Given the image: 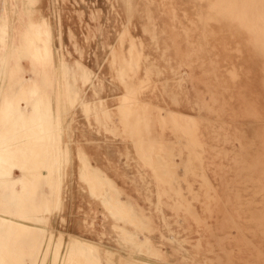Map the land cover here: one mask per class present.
<instances>
[{
  "label": "rangeland",
  "instance_id": "374dc122",
  "mask_svg": "<svg viewBox=\"0 0 264 264\" xmlns=\"http://www.w3.org/2000/svg\"><path fill=\"white\" fill-rule=\"evenodd\" d=\"M40 2L4 0L0 24V264H91V257L102 264L94 244L73 239L62 252V237L54 243L46 228L63 206L71 160L64 121L76 106L98 132L121 130L133 139L158 184L200 212L189 210L186 219L172 210L177 239L167 258L147 235L142 250L168 264H264V29L247 11L232 12V0H65L64 13L77 14L76 47L72 59L59 54L57 66L53 24ZM46 2L61 25L60 3ZM40 36L50 47L37 58ZM58 72L55 108L50 92ZM118 82L124 93L113 111L99 96ZM151 90L158 103L194 113L140 98ZM155 121L171 129L170 148L162 133L145 139ZM78 151L91 196L116 221L131 217L116 182ZM15 169L23 175L14 177ZM79 247L86 250L83 261Z\"/></svg>",
  "mask_w": 264,
  "mask_h": 264
},
{
  "label": "crops",
  "instance_id": "0c3cea01",
  "mask_svg": "<svg viewBox=\"0 0 264 264\" xmlns=\"http://www.w3.org/2000/svg\"><path fill=\"white\" fill-rule=\"evenodd\" d=\"M46 1L41 0L38 7L53 24L54 47L56 50L55 62L58 66L59 54H66L68 59L74 58L70 55L76 47L72 39L77 34V24L72 25V17L75 19L77 14L74 16L71 12L64 13L63 7L61 8V2L63 3L65 0H56L60 3V9L58 10L62 20L60 25L59 20H56L57 9L54 10L53 16H49L48 3ZM3 7L4 0H0V24ZM23 63L28 66L26 61ZM25 76L31 77V73L28 72ZM140 76L145 78L143 71ZM52 80L55 82V88L50 92V96L56 108L57 96L61 92L57 88L58 82L62 80L60 72L53 74ZM152 80L155 79L152 78ZM108 81L111 82V80ZM115 89L109 88L105 94L99 96L106 100L107 106L113 111L116 110L119 98L124 93V89L119 82L117 85L115 84ZM1 91L2 89L0 88V95ZM160 91L164 93L163 96L166 95L172 98V95L166 91L162 89ZM152 92L154 91L142 92L140 98L163 108H170L189 114L194 113L192 111L190 113L187 108L181 106L179 108L168 104H160L154 99ZM91 93L92 91L89 89L86 96L91 98ZM41 94L44 97L42 92ZM151 109L155 112V106H152ZM162 113L165 114V109L162 110ZM118 126L120 127L119 123ZM64 128L63 140L65 144L68 143L70 146L71 160L65 173L63 206L61 210L54 211L46 227L49 233L53 234L54 243L62 237L64 242L62 252H65L67 244L73 239L90 242L99 249L102 264H125L135 261H143L150 264H168L161 259L148 255L145 249H141L140 242L145 240L147 235L163 254V259L167 258L172 253L170 242H174L177 239L176 235L171 233L172 225L175 222L174 219H176L171 216L172 210L177 215H184L188 219L189 210H192V213L195 211L199 212L197 206L192 201L189 209L182 200L175 199L177 197L173 190L161 187L153 169L140 157L136 142L123 135L121 130H118V135L116 136L104 130L98 132L96 127L90 124L85 117L80 106L70 109L66 114ZM160 133L163 134L165 144L170 148L171 145L169 143L174 141L171 129L166 127L163 131L156 121L145 139H156ZM177 146H175L174 151ZM79 148L84 150L92 164L100 167L107 176L116 182L121 191L120 198L127 203L125 207L132 209L131 217L116 221L102 200L91 196L89 186L80 179L81 162ZM173 159L177 163L182 161L179 155H174ZM22 175V171L19 169L13 171L14 177ZM178 175L180 178L184 175V169L181 164L178 167ZM199 185V182L195 181L194 186L197 190ZM180 186L182 192L188 195L184 181L181 180ZM44 190L46 192L49 191L48 186H42L41 191ZM200 205L202 208V204ZM136 214H143V220H139ZM193 217L197 223L203 221V219L199 220L195 216ZM178 223L181 225L183 220L180 219ZM147 226L151 228V231L143 233L142 229Z\"/></svg>",
  "mask_w": 264,
  "mask_h": 264
},
{
  "label": "bare ground",
  "instance_id": "6f19581e",
  "mask_svg": "<svg viewBox=\"0 0 264 264\" xmlns=\"http://www.w3.org/2000/svg\"><path fill=\"white\" fill-rule=\"evenodd\" d=\"M7 3L9 5H14V4H16V0H7ZM237 10L247 11L249 13V16L252 17V19L256 22V25L258 27L264 29V0H234V1L232 0V12H235ZM37 34H39L38 31H37ZM0 40H1V37H0ZM39 40L43 42L44 47H43V49L41 48L40 50L37 51V54H36L37 58H39L42 53H46L50 47V45L48 43L49 41L46 38L44 39L40 36ZM263 46H264V43L262 42L261 43L262 49H263ZM7 152L8 151H6L5 153H7ZM256 216H258V215H256ZM78 250L82 253V260L81 259L80 260L83 261V258H85L83 256H85L86 250L82 247H79ZM87 258H89V257H87ZM89 259H91L89 261H91V264H93V261H94L93 257H91ZM85 260H87V259H85Z\"/></svg>",
  "mask_w": 264,
  "mask_h": 264
}]
</instances>
